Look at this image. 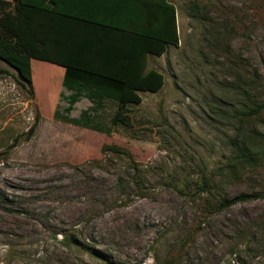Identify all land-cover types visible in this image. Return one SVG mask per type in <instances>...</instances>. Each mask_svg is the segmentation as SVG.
<instances>
[{"label": "rangeland", "instance_id": "obj_1", "mask_svg": "<svg viewBox=\"0 0 264 264\" xmlns=\"http://www.w3.org/2000/svg\"><path fill=\"white\" fill-rule=\"evenodd\" d=\"M170 1L164 85L123 111L0 60V264H264V0Z\"/></svg>", "mask_w": 264, "mask_h": 264}, {"label": "trees", "instance_id": "obj_2", "mask_svg": "<svg viewBox=\"0 0 264 264\" xmlns=\"http://www.w3.org/2000/svg\"><path fill=\"white\" fill-rule=\"evenodd\" d=\"M132 22V27L102 25V0H0V60L16 71L18 85L31 96L30 61L37 60L62 69L61 86L72 93L68 110L86 96L115 102L123 111L141 103L138 92L157 93L164 85L163 74L145 71L147 56L161 57L179 44L176 9L168 0H139ZM263 109L261 103L242 115ZM247 198L224 200L217 210Z\"/></svg>", "mask_w": 264, "mask_h": 264}, {"label": "crops", "instance_id": "obj_3", "mask_svg": "<svg viewBox=\"0 0 264 264\" xmlns=\"http://www.w3.org/2000/svg\"><path fill=\"white\" fill-rule=\"evenodd\" d=\"M168 2L171 3L170 0H168ZM138 10L139 0H102V25L115 27V25L130 24L132 27L133 17L138 14ZM151 57L155 56L148 55L146 58V72L149 70H156L150 67ZM140 93L148 92H138V95L141 97Z\"/></svg>", "mask_w": 264, "mask_h": 264}]
</instances>
